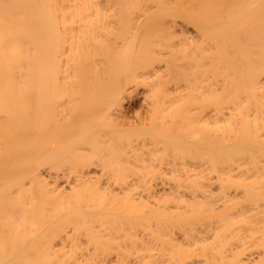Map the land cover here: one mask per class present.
I'll return each instance as SVG.
<instances>
[{
    "label": "bare ground",
    "instance_id": "1",
    "mask_svg": "<svg viewBox=\"0 0 264 264\" xmlns=\"http://www.w3.org/2000/svg\"><path fill=\"white\" fill-rule=\"evenodd\" d=\"M0 264H264V0H0Z\"/></svg>",
    "mask_w": 264,
    "mask_h": 264
}]
</instances>
